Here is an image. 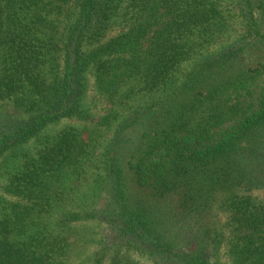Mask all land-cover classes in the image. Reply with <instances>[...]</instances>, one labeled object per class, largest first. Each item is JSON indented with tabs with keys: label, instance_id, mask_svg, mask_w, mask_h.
<instances>
[{
	"label": "trees",
	"instance_id": "16d2710c",
	"mask_svg": "<svg viewBox=\"0 0 264 264\" xmlns=\"http://www.w3.org/2000/svg\"><path fill=\"white\" fill-rule=\"evenodd\" d=\"M33 140L0 264H264V0H0V163Z\"/></svg>",
	"mask_w": 264,
	"mask_h": 264
},
{
	"label": "rangeland",
	"instance_id": "374dc122",
	"mask_svg": "<svg viewBox=\"0 0 264 264\" xmlns=\"http://www.w3.org/2000/svg\"><path fill=\"white\" fill-rule=\"evenodd\" d=\"M239 23H240V21H239L238 17L237 18L236 17H232L231 18V24H232L231 30H232V34H233V40L237 38V37L234 36V32L235 31H237V34L240 35L241 29L239 27ZM225 40H227V38H219V39H217V41L215 43H213L211 48H210L211 53L218 52L222 48V44H224ZM89 94L92 95L93 94V90H91L89 92ZM98 107L101 110L100 112L103 113L104 110L102 109V105L99 104ZM67 124L76 125L77 127H80V125H82V123H79V121H76V120H71L69 122L63 121V122L57 124L55 127H52L49 131H47V133L48 134H52L54 132H57L61 127L63 128ZM233 126H234V124H230V125L226 126L225 130L228 131ZM106 138H107L106 133L104 131H101L100 132V139L101 140H105ZM34 145H36V141L35 140H33L29 144L28 147L27 146L23 147L21 150H18L17 152H14V153H12V152L7 153V155L1 160L0 173L8 172V171L13 169V167L16 165V163L19 164L21 162V158H22L21 155L23 153H26L28 151H31L32 153H34V151H35V148H33ZM4 178H5L4 175L0 176V182ZM89 190H94V186H92L90 184V186L81 187V191L79 192L81 200L83 198L84 193H87ZM262 195H264V192H261V196ZM81 204H83V203L81 202ZM102 227L98 228V227H96V225L94 223L93 224L90 223V224H88L86 226L77 225L75 228H76V231H79L80 233H84L85 231H88L87 234H89V235L92 233L90 228L92 230H94V231L95 230H99L100 232H103L104 234H106V233L108 234L110 232V229L107 227V225L103 224ZM88 237H90V236H88ZM79 247L74 251V253H78V256L75 258L74 262L83 260L85 255H87L88 253H92V252H94L97 249V245L96 244H86V245H84V247H80V248ZM109 252H111V251H109ZM120 253H129V252L123 251V252H120ZM220 253H226V247L223 248L220 251ZM130 257L132 259H134L135 261L141 263V264L146 263V261L143 258H140L137 254H132V255H130ZM225 260H227V261H225ZM222 261L225 264H231V259L229 257H227V256L223 257Z\"/></svg>",
	"mask_w": 264,
	"mask_h": 264
}]
</instances>
